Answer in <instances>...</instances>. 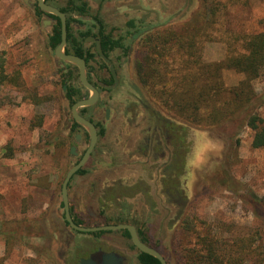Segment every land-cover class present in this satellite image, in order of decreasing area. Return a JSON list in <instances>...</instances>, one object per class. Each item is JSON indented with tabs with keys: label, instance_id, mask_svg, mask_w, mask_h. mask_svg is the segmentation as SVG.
Instances as JSON below:
<instances>
[{
	"label": "rangeland",
	"instance_id": "obj_1",
	"mask_svg": "<svg viewBox=\"0 0 264 264\" xmlns=\"http://www.w3.org/2000/svg\"><path fill=\"white\" fill-rule=\"evenodd\" d=\"M212 1L226 6V28L242 34L264 32V0ZM26 2L35 0H0V49L6 52L9 66L21 67L26 86L37 88L39 95L50 99L34 105L14 88L0 90V102L4 103L0 107V223L34 228L31 238L17 239L5 264H62L58 257L60 248L49 235L59 222L56 216V211L62 210L59 188L68 169L67 148L61 146L60 136L66 102L60 94L62 80L57 76V59L41 22L33 18ZM189 3L190 0H152L148 6L155 11L148 21L153 22L159 16V23L164 25L155 29L178 30L204 11L200 0H192V6ZM161 12L164 14L160 15ZM129 13L142 14L133 10ZM113 23L124 24L123 20ZM139 42L136 41V48L133 46L128 57L134 84L138 83L134 60ZM224 56V44L206 43L205 61H219ZM223 79L227 86H233L243 75L225 70ZM253 86L261 93L264 76L255 80ZM259 112L264 118V105ZM37 117H42V125L32 127ZM251 136L246 127L232 124L212 134L190 127L187 138L192 144V155L187 164L189 208L185 219L196 216L225 239L253 238L264 250V218L260 216L263 211L251 199L252 194L264 195V150L251 147ZM9 150L12 156L6 157ZM155 227L149 228L151 235L163 241L160 247L169 255L171 264H180V246L189 240L181 223L169 230ZM4 242L0 236V256L4 254Z\"/></svg>",
	"mask_w": 264,
	"mask_h": 264
},
{
	"label": "flooded vegetation",
	"instance_id": "obj_2",
	"mask_svg": "<svg viewBox=\"0 0 264 264\" xmlns=\"http://www.w3.org/2000/svg\"><path fill=\"white\" fill-rule=\"evenodd\" d=\"M150 1L44 0L64 14L66 27L69 25L78 41L82 40L80 49L84 52L86 77L98 92L93 105L78 111L93 124L96 141L84 165L67 185L71 219L77 226L87 228L130 225L140 242L156 250L166 264H171L169 255L160 247L163 241L153 237L149 228L173 229L185 218L188 209L184 207V201L189 199L187 164L192 155V144L188 157L187 141H190L186 129L172 126L169 115L150 100L139 81L137 84L132 82L128 70L130 48L127 54L124 47L104 52L100 42L102 36L118 38L131 35L135 28L142 30L164 25L159 23V16L153 22L148 21L155 11L148 6ZM83 3L85 8L81 11L79 8ZM26 4L33 18L41 22L48 41L52 26L57 21L60 23V19L40 10L36 0ZM189 6H192V0ZM37 8L41 11L39 15ZM131 10L142 14L131 15ZM119 20L124 24L113 23ZM131 20L134 29L128 26ZM98 21L103 23V28ZM88 37L99 40L100 49L109 59L113 72L98 55L95 43L86 42ZM88 54L93 57L86 61ZM56 59L60 82L70 69L76 76L82 99L87 98L89 91L79 81L78 68ZM67 86L62 84L60 91L66 102L60 129L61 143L67 148L65 175L82 160L91 142L90 133L72 116V104L65 99ZM181 170L185 172L180 174ZM59 207L62 209L56 211L59 222L53 227L50 239L60 248L58 257L62 264H156L141 256L142 252L133 244L127 230L76 231L65 220L62 198Z\"/></svg>",
	"mask_w": 264,
	"mask_h": 264
},
{
	"label": "trees",
	"instance_id": "obj_3",
	"mask_svg": "<svg viewBox=\"0 0 264 264\" xmlns=\"http://www.w3.org/2000/svg\"><path fill=\"white\" fill-rule=\"evenodd\" d=\"M200 1L203 13L197 14L178 30H159L154 27L141 30L135 28L131 20L128 26L135 28L130 32L131 35L118 38L102 36V49L106 52L124 47L127 54L129 48L131 51L136 41H140V49L134 60V72L140 85L157 106L170 113L168 115L172 126L184 128L186 132L194 127L210 134L227 124L246 127L252 133L251 147L264 150V118L259 112L264 105V90L258 93L253 86L255 80L264 76V32L236 33L225 27L226 6L212 0ZM84 8L85 3L79 10ZM36 12L38 15L41 13L38 8ZM98 23L103 28V23ZM60 39V23L57 21L51 28L47 43L54 50ZM208 42L224 44L223 59L214 62L204 60L203 53ZM82 45V40L78 41L67 25L66 53L83 58L84 52L80 49ZM90 57L93 55L88 54L86 61ZM8 62L6 52L0 49V90L14 88L34 105L49 101L50 98L39 95L37 88L26 86L20 66H9ZM225 70L242 74L243 79L236 85L227 86L223 79ZM61 84L68 85L65 97L67 103L73 104L83 98L76 76L70 69ZM3 105L0 102V107ZM41 125L42 117H37L31 124L32 127ZM190 149L191 143L187 141L188 157ZM10 156L12 152L9 150L6 157ZM184 172L181 170L180 174ZM251 199L263 211L260 216L264 218V195L259 197L252 194ZM184 207L189 208L187 198ZM181 228L189 240L180 246V264H264L263 247L256 245L253 238H222L213 232L211 225L196 216L184 218ZM33 229V226L27 224L9 227L4 221L0 223V236L5 240L0 264H5L12 255L17 239L33 236ZM141 256L159 264L158 260L148 254L141 253Z\"/></svg>",
	"mask_w": 264,
	"mask_h": 264
},
{
	"label": "water",
	"instance_id": "obj_4",
	"mask_svg": "<svg viewBox=\"0 0 264 264\" xmlns=\"http://www.w3.org/2000/svg\"><path fill=\"white\" fill-rule=\"evenodd\" d=\"M36 1H37L38 7L40 8V10H42L43 12H46L48 14L54 15L60 19L61 39H60L59 44L54 49V54L59 60L65 62L67 64H72L78 68L79 81L89 91V96L87 98L78 100L75 103H73L71 106V113H72L74 120L77 123H79L81 126H83L90 133L91 142H90V146H89L86 154L82 158V160L78 164L74 165L73 167H71L68 170V172L66 173V175L62 181L61 198H62L64 212H65V220L68 222V224L70 225V227L72 229L79 231V232L114 231V230L125 229L129 232L133 244L136 246V248L140 252L148 254V255L156 258L160 262V264H166L163 257L156 250H154V249L146 246L142 242H140L134 227H132L130 225L119 224V225H105V226H100V227L87 228V227L77 226L76 224L73 223V221L71 219V216L69 213V205H68L67 185H68L70 178L73 176V174L76 173V171H78V169H80V167H82L84 165V163L87 160L91 150L94 147L95 141H96L95 128H94L93 124L91 122H89L88 120H86L84 117L80 116L78 111L81 108H86V107L93 105L98 99V92L92 86V84L88 81V79L86 77V69H85L84 60L82 58H80L79 56H76L73 54H68L65 52V46L67 43V27H66V20H65L64 14L62 12H60L58 9H56L55 7L46 4L44 2V0H36ZM46 23H48V22H46ZM86 42H89V43L94 42L95 43L96 51H97L98 55L110 66V70L113 72V67H111V63H110L109 59L102 53V51L100 49L99 40H96L93 37H88L86 39ZM110 88L111 87H108V89H110Z\"/></svg>",
	"mask_w": 264,
	"mask_h": 264
}]
</instances>
